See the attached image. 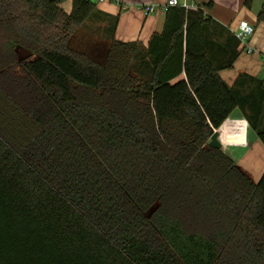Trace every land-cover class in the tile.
I'll use <instances>...</instances> for the list:
<instances>
[{"label":"trees","instance_id":"1","mask_svg":"<svg viewBox=\"0 0 264 264\" xmlns=\"http://www.w3.org/2000/svg\"><path fill=\"white\" fill-rule=\"evenodd\" d=\"M69 1L0 0V264H264V172L209 144L235 109L264 144V79L219 74L239 39L174 6L147 45L113 19L100 63Z\"/></svg>","mask_w":264,"mask_h":264},{"label":"crops","instance_id":"2","mask_svg":"<svg viewBox=\"0 0 264 264\" xmlns=\"http://www.w3.org/2000/svg\"><path fill=\"white\" fill-rule=\"evenodd\" d=\"M115 0L97 3V13H99L108 22L117 18L115 27V37L124 42L140 41L147 45L150 38L155 33L163 30L166 11L162 7L149 15H145L143 10L138 8L140 3L163 4L167 0ZM184 2L185 0H180ZM204 6L205 12L211 15L221 24L229 27L233 32L241 20H247L255 26V32L250 39V45L256 49L253 54L242 52L234 66L230 69L220 71V76L228 84L233 85L239 74L248 73L253 76L264 79V60H260L264 54V23L258 22V14L262 10L264 0H254L250 7L245 5V0H188L193 6L199 4H208ZM123 4H130L124 7ZM67 11L72 7L71 0L64 4ZM111 25V24H110ZM105 31H112V26H103ZM245 55V56H244ZM248 122L240 109H235L224 124L217 130L219 131V140L222 143V149L226 152L224 135L225 132H233L237 127H248Z\"/></svg>","mask_w":264,"mask_h":264},{"label":"rangeland","instance_id":"3","mask_svg":"<svg viewBox=\"0 0 264 264\" xmlns=\"http://www.w3.org/2000/svg\"><path fill=\"white\" fill-rule=\"evenodd\" d=\"M113 25L114 21L108 22L99 13H95L85 23L76 27L66 39L67 42L66 40L64 42L72 51L84 52L94 60L104 63L109 52L112 32L105 31L103 26ZM25 52L21 51L22 54ZM25 55H31V53L27 52ZM262 56L260 60H264V54ZM16 73V76L24 75L20 69H16ZM224 141L227 146L226 153L254 182H258L264 172V144L255 131L249 125L237 127L233 132H225Z\"/></svg>","mask_w":264,"mask_h":264},{"label":"built area","instance_id":"4","mask_svg":"<svg viewBox=\"0 0 264 264\" xmlns=\"http://www.w3.org/2000/svg\"><path fill=\"white\" fill-rule=\"evenodd\" d=\"M95 3H103L109 0H91ZM119 4L122 3L120 0H115ZM124 7H129L130 4H123ZM139 9L143 10L145 15H149L157 10L158 7H162L165 11L174 6H182L185 8H191L193 5L188 3V0L181 2L180 0H167L163 4H154V3H140L137 5ZM255 32V26L247 20H241L237 28L233 30L234 35L239 39L241 45L244 47V51L247 54H253L256 52V49L250 45V39Z\"/></svg>","mask_w":264,"mask_h":264},{"label":"water","instance_id":"5","mask_svg":"<svg viewBox=\"0 0 264 264\" xmlns=\"http://www.w3.org/2000/svg\"><path fill=\"white\" fill-rule=\"evenodd\" d=\"M219 134H220L219 131H215L214 134L212 135L211 140L209 142L211 147L219 148V149L222 148V143L219 140Z\"/></svg>","mask_w":264,"mask_h":264}]
</instances>
